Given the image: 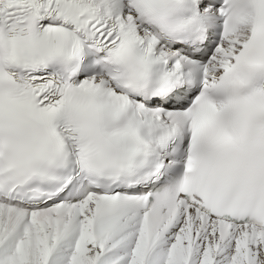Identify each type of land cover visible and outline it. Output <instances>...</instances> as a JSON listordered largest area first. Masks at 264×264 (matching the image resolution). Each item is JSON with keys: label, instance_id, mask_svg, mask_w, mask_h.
<instances>
[{"label": "snow or ice", "instance_id": "1", "mask_svg": "<svg viewBox=\"0 0 264 264\" xmlns=\"http://www.w3.org/2000/svg\"><path fill=\"white\" fill-rule=\"evenodd\" d=\"M0 264H264V0H0Z\"/></svg>", "mask_w": 264, "mask_h": 264}]
</instances>
